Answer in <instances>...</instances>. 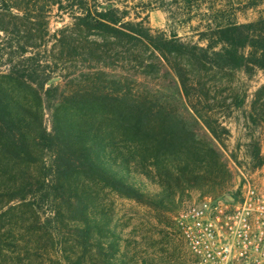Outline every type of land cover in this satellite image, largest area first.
Wrapping results in <instances>:
<instances>
[{"label": "rangeland", "instance_id": "1", "mask_svg": "<svg viewBox=\"0 0 264 264\" xmlns=\"http://www.w3.org/2000/svg\"><path fill=\"white\" fill-rule=\"evenodd\" d=\"M129 5L131 16L140 13L153 33L178 35L185 42L195 43H199L206 19L243 24L264 17V0H186L179 5L172 0H130ZM166 11H172L171 18ZM189 17L191 21L187 20ZM72 22L69 16L54 11L49 22L50 41H54L59 30L71 27ZM63 44V55L45 58L33 67L38 71L33 78L37 83L50 78L45 86L49 92L42 96V105L24 110L42 108L43 127L59 135L54 147L59 159L65 157L63 150L67 151L70 138L84 149L83 154L91 143L96 153L101 145L107 148L106 156L115 158L116 163H133L135 173L130 180L148 194L137 198L116 193L104 188L90 173L81 175L93 214L91 228L102 239L103 248L90 244V264H100L96 255L103 251L108 259L115 256L126 264H192L175 227V216L204 197L233 193L245 181L264 185V113L252 112L251 108L255 92L264 86V70L236 71L228 77L231 85L222 89L207 77L206 85L189 86L186 91L172 73L160 68L158 61L152 60L153 65L139 61L127 65L122 60L123 50L109 49L100 37L74 32L66 35ZM157 68L161 70L158 72ZM7 69L0 56V73ZM232 90L244 100L242 106L238 101L232 102ZM27 97L30 99L33 94L29 92ZM131 110L141 112L144 120H153L158 130L165 127L168 143L150 146L148 141H132L115 120L118 114ZM204 122L212 127L215 136ZM51 154L42 155L48 159ZM12 159L19 162L18 158ZM63 165L67 166L65 162ZM14 169L17 176L25 173L18 166ZM71 170L65 173L77 178ZM50 194L51 198L60 196L55 190ZM24 197V203L35 209L40 223L47 226L43 228L48 235L53 233V245L70 251L73 240L68 217L54 219L48 226L52 208L46 199L34 198V193ZM19 204L22 202L18 200L10 202V206ZM30 213L18 211L13 218L28 219L23 224L25 228L31 223ZM26 235L21 233L17 239L23 236L25 240ZM41 236L42 249L51 247L47 234L42 231Z\"/></svg>", "mask_w": 264, "mask_h": 264}, {"label": "trees", "instance_id": "2", "mask_svg": "<svg viewBox=\"0 0 264 264\" xmlns=\"http://www.w3.org/2000/svg\"><path fill=\"white\" fill-rule=\"evenodd\" d=\"M172 1L179 5L186 0ZM129 4L130 0H0V56L8 67L6 72L0 73V264H90L93 261L90 244L103 249L102 239L96 237L91 228L93 214L87 202V186L80 180L83 174L90 173L104 188L116 193L137 198L148 196L130 180L135 173L133 163L129 160L116 163L115 158L106 156L107 148L101 145L98 146L99 153L92 149L91 143L83 154L84 149L78 148L76 141L70 138L67 151L63 150L65 157L59 159L55 153L57 148L54 149L59 135L43 127L42 108L31 112L24 110L27 106L42 105V96L49 92L45 86L50 78L37 83L33 78L38 71L33 67L45 58L63 55L66 35L75 32L100 37L108 43L109 49L123 50L122 60L127 65L138 61L153 65L152 60L158 61L160 68L172 73L186 91L189 86L206 85L207 77L216 82L215 87L222 89L231 85L232 80L228 77L236 71L264 70V17L243 24L206 19L199 33V43H195L185 42L178 35L168 37L153 33L140 13L131 16ZM160 8L163 10L164 6L160 5ZM54 11L69 16L73 22L71 27L59 30L52 42L49 22ZM171 12H167L170 18ZM187 20L191 21L192 17ZM49 44L50 49L47 48ZM142 48L146 51L142 52ZM160 68H157L158 72ZM223 78L227 80L223 81ZM29 92L33 94L30 99L27 97ZM231 92L232 102L238 101L242 106L244 100H240L233 90ZM251 108L252 112L264 113V86L255 92ZM115 120L136 143L148 141L150 146L168 143L165 127L158 130L153 120L142 119L137 110L120 113ZM204 124L215 136L212 127L207 122ZM44 152L52 154L47 159L43 158ZM35 153L38 156L35 157ZM78 154L81 156L75 157ZM16 166L25 173L17 176ZM70 168L77 178L65 173ZM51 190L60 196L51 198ZM32 193L34 198H45L52 208L48 226L54 219L68 217L66 222L73 240L70 251L53 245V233L48 235L47 226L40 223L36 210L24 203V194ZM17 200L22 204L10 206V202ZM18 211L31 212V223L25 228L23 224L28 223V219L13 218ZM42 231L47 234V240H51V247L46 249L41 246L44 243ZM24 232L26 239L23 236L17 239ZM96 256L100 264H126L115 256L108 259L104 251L97 252Z\"/></svg>", "mask_w": 264, "mask_h": 264}, {"label": "built area", "instance_id": "3", "mask_svg": "<svg viewBox=\"0 0 264 264\" xmlns=\"http://www.w3.org/2000/svg\"><path fill=\"white\" fill-rule=\"evenodd\" d=\"M174 223L192 264H264V185L192 203Z\"/></svg>", "mask_w": 264, "mask_h": 264}]
</instances>
